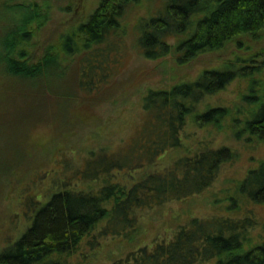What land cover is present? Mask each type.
Instances as JSON below:
<instances>
[{"label": "trees", "instance_id": "trees-1", "mask_svg": "<svg viewBox=\"0 0 264 264\" xmlns=\"http://www.w3.org/2000/svg\"><path fill=\"white\" fill-rule=\"evenodd\" d=\"M11 1L0 0V125L16 123L9 117L15 105L14 110L7 106L21 94L25 107L38 110L39 120L42 111H49L40 122L28 115L25 126L33 129L55 118L53 125L62 130L65 111L78 104L75 92L96 97L118 76L126 51L127 22L142 0H100L85 22L45 50H36L32 40L56 0ZM154 2L159 9L154 3L148 16L135 20L132 31L147 59L171 57L183 66L239 37L264 31V0ZM67 59L75 65L73 79L65 70ZM245 62L238 58L204 69L192 81L148 89L141 98L140 121L117 151L110 147L92 151L71 176L55 178L53 183L60 189L45 203L40 200L43 194L29 196L26 211L31 225L0 252V264H67L84 243L95 251L106 238H132L142 212L211 189L222 167L234 162L237 153L229 146H217L216 137L188 145L186 130L190 124L218 132L230 128L237 141L246 136L249 142H264V94L258 96L255 79L248 94H240V103L232 108L203 105L205 98L224 91L238 77L263 73L260 67L239 66ZM53 81L59 87H53ZM242 104L248 109L243 118ZM167 155L170 161L161 166ZM24 157L11 154L12 165L6 173L23 171ZM49 176L48 171L45 177ZM80 183L86 187L81 189ZM228 200L231 215L191 217L178 224L172 236L139 245L109 264H264V240L253 236L260 225L264 228L253 207H264V161L247 172Z\"/></svg>", "mask_w": 264, "mask_h": 264}, {"label": "rangeland", "instance_id": "rangeland-1", "mask_svg": "<svg viewBox=\"0 0 264 264\" xmlns=\"http://www.w3.org/2000/svg\"><path fill=\"white\" fill-rule=\"evenodd\" d=\"M154 1L142 0L141 5L130 13L125 36L126 51L118 76L112 78L110 83L107 82V88L96 97L85 98L86 96L75 92L73 99H76V102L78 100V104L65 111L66 118L62 119V130H56L57 127L53 125L56 123L55 118L45 123H38L33 129L25 126L24 120L28 119V115L32 114L36 118L35 121L40 122L45 120L41 118H44L49 111L45 113L42 111L44 116L39 120L38 110L33 111L25 107V97L21 94L14 96L15 102L12 101L7 106L8 109L14 110L15 105V110L9 117L11 122L16 121L17 124L7 123L6 126L1 123L0 125V252L10 242L18 240L30 227L31 219L28 216L29 211H26V200L29 196L43 194L45 197L43 199L40 197V200L45 203L52 193L60 189L55 187L53 182L64 179V176H71L73 170L82 167L92 151L101 147H110L117 151L132 137L136 124L142 116L141 98L148 89L172 86L181 81H192L204 69L221 66L240 58L246 62L240 63L239 66L260 67L263 73L238 77L224 91L205 98L203 105L232 108L233 103H240V94H248L247 88L252 79L258 82V96L264 94V31L256 36L239 37L222 50L203 53L183 66H179L171 57L159 60L145 58L136 46L132 31L135 20L138 17L148 16V12L153 9ZM56 2L52 12L48 15L45 13V21L37 27L38 30L32 40V46L36 50L39 48L45 50L44 48L56 44L66 32L85 22L98 8L100 0H75V2L56 0ZM154 5L158 10L160 5L158 3ZM3 21L8 22L9 18H4ZM0 26H2L1 22ZM64 64L65 67L67 66L65 70L72 76L71 79L75 78L73 69L75 65L72 61L67 59ZM52 86L57 88L59 83L53 81ZM87 99L93 100L87 102ZM0 100L3 101V97H0ZM246 107L242 104L244 109L242 118L248 112ZM62 112L64 113V109L60 113ZM26 128L30 130L26 132ZM224 129L218 132L212 127L198 129L190 124L186 130L185 141L188 145L202 138L208 137L207 140H210L216 137L217 146H229L237 153L234 162L222 167L220 176L211 189L200 196L185 201L170 202L142 212L139 230L132 238H106L95 251L84 243L79 253L69 259L67 264H109L110 261L139 245L143 246L172 236L177 225L191 217L231 215L230 213L233 212L228 209L230 207L228 198L232 197L237 183L247 172L264 161V142L254 139L253 142H249L246 136L237 141L229 132L230 128ZM23 146L25 151L22 149ZM176 153L174 152L172 156L177 155ZM11 154L13 158L25 155V160H22L21 164L23 171L19 169L6 173L12 165L8 162ZM170 158L171 155L162 158L161 166L166 165ZM48 171L50 176L47 179L45 173ZM78 187L84 189L86 185L80 183ZM253 207L259 220L264 223V207ZM253 236L256 241L264 240L263 225H260Z\"/></svg>", "mask_w": 264, "mask_h": 264}]
</instances>
